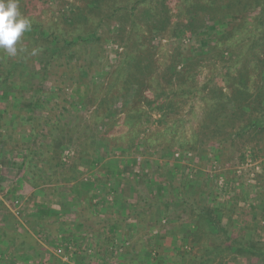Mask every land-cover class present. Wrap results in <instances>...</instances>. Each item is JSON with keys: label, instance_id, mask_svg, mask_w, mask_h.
I'll list each match as a JSON object with an SVG mask.
<instances>
[{"label": "rangeland", "instance_id": "obj_1", "mask_svg": "<svg viewBox=\"0 0 264 264\" xmlns=\"http://www.w3.org/2000/svg\"><path fill=\"white\" fill-rule=\"evenodd\" d=\"M17 3L59 42L31 30L15 56L0 49V264H264L212 255L217 234L194 212L264 241V131L243 129L259 109L208 125L241 76L246 101L264 89L259 6Z\"/></svg>", "mask_w": 264, "mask_h": 264}, {"label": "trees", "instance_id": "obj_2", "mask_svg": "<svg viewBox=\"0 0 264 264\" xmlns=\"http://www.w3.org/2000/svg\"><path fill=\"white\" fill-rule=\"evenodd\" d=\"M240 1L244 3L247 2L246 6H244L242 2L240 3ZM255 3L259 6L260 12L258 16L254 17V21H256V23H262V19L264 17V0H223L222 7L220 9L216 7L215 12L221 13L222 15L225 12H232L236 14L244 13V15H247L252 10L257 9V7H254ZM247 6L248 8H246ZM145 13L149 19H155V16L151 13V11L147 10ZM31 30L33 31V33H37L43 40L50 41L54 46L59 42L58 37H48V35H46L45 33H40L39 30L37 31L36 27L34 28V26H31ZM244 84L245 79L241 76L239 84L236 85L230 97L225 96L221 93L219 99L213 103V105L211 106V115L208 121V125L212 124L210 126L213 128V130L219 129L222 126H224L225 128L226 124L230 122L232 123L234 121H240V119H243L242 114H245L246 112L245 108L251 109L253 107H256L259 109L258 115H255L254 117L251 116L252 121L243 129L254 128L264 131V89L262 87L259 88V90L257 91V97L254 101L252 99L246 101V91L244 89ZM254 105H257L258 107ZM231 106L233 107L232 110L230 108ZM185 202L187 201L185 200ZM182 203H184V201H182ZM146 206L147 204H144V206L142 205V207H140V210H144L145 208L147 209L148 207ZM194 212L201 215L203 217V220L206 221L207 225H209V227L213 230V233L217 234L216 244L211 251L212 255H221V252L223 250H231L232 252L241 256L256 257L261 263H264V241H255L254 239H250L249 241H247L242 232H240L241 234H239L238 236L232 237L225 228L220 226V222L217 216H214V213H212V215L211 213H207L208 211L205 212L199 209L195 210ZM3 236L4 234L0 233V239Z\"/></svg>", "mask_w": 264, "mask_h": 264}, {"label": "clouds", "instance_id": "obj_3", "mask_svg": "<svg viewBox=\"0 0 264 264\" xmlns=\"http://www.w3.org/2000/svg\"><path fill=\"white\" fill-rule=\"evenodd\" d=\"M30 30L31 22L19 13L17 0H0V49L15 56L17 42Z\"/></svg>", "mask_w": 264, "mask_h": 264}, {"label": "built area", "instance_id": "obj_4", "mask_svg": "<svg viewBox=\"0 0 264 264\" xmlns=\"http://www.w3.org/2000/svg\"><path fill=\"white\" fill-rule=\"evenodd\" d=\"M65 249L68 251V255H64L63 254V249L62 248H58L56 253L58 254V256L62 255V261L66 262L68 260V256H71L72 255V245L70 243L66 244L65 245Z\"/></svg>", "mask_w": 264, "mask_h": 264}]
</instances>
